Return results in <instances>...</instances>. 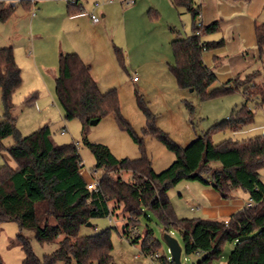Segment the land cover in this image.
Instances as JSON below:
<instances>
[{
    "label": "trees",
    "instance_id": "obj_1",
    "mask_svg": "<svg viewBox=\"0 0 264 264\" xmlns=\"http://www.w3.org/2000/svg\"><path fill=\"white\" fill-rule=\"evenodd\" d=\"M170 1L175 7L190 12L193 19L191 32L186 36L170 27L174 34L170 41L174 60L169 68L177 85L192 88L201 100L241 90L244 98L254 97L264 103V81L258 80L261 73L257 68L212 88L217 77L205 65L202 55L205 50L222 45L223 41H205L203 36L219 30V23L214 20L202 24L199 5L193 0ZM13 11L14 5L0 2V20L7 19ZM153 14L157 17L156 13ZM254 33L258 59L264 63V19L255 23ZM114 51L123 61L122 49L115 47ZM21 80V69L15 62L13 48H0L3 105L0 149L2 140L13 136V143L6 150L16 161L15 168L6 163L0 165V222L13 221L19 226L16 241L23 252L20 264H115L111 255L110 229L81 235L80 226L93 218L112 214L125 219L122 232L128 236V228L135 225L139 214L150 219L148 212L157 217L163 232L173 229L181 234L182 253H198L195 264H212V260L221 255L223 244L234 241L225 264H264V182L259 173L264 165V134L240 142L225 139L215 144L212 141L216 132L238 131L253 122L254 113L246 103L216 121L185 147L157 128L153 115L143 107L146 116L144 131L154 134L175 154L170 165L159 172L152 168L144 152L137 158H117L105 144L84 138L95 158L94 170L103 171L98 185L89 188V181L81 173V158L75 144L54 143L48 125L26 136L17 131L12 96ZM55 91L65 119L78 118L86 125L91 119L112 113L141 144V139L121 114L115 89L102 92L89 66L76 53L59 56ZM185 104L192 117L194 106L189 101ZM216 162L218 166L213 165ZM122 171L128 173L130 179L125 180ZM183 180L210 184L222 197L241 188L255 205L232 213L227 224L224 220L201 217L179 218L167 191ZM22 228H32L38 242L56 241L58 247L39 257L30 238L21 232ZM141 238L145 253L157 251L149 230L143 237L138 235L129 240L138 242ZM167 256H160L159 260L163 264H173ZM0 264H4L1 257Z\"/></svg>",
    "mask_w": 264,
    "mask_h": 264
},
{
    "label": "rangeland",
    "instance_id": "obj_2",
    "mask_svg": "<svg viewBox=\"0 0 264 264\" xmlns=\"http://www.w3.org/2000/svg\"><path fill=\"white\" fill-rule=\"evenodd\" d=\"M25 3L26 0L16 1L13 13L7 19L0 20V48L12 47L15 61L21 69V84L12 96L15 127L22 136H26L48 125L54 143L75 144L81 158V173L86 180L100 179L103 171L97 169L94 173L95 158L84 143V138L90 142L105 144L117 158H137L144 152L156 172L169 166L175 159V154L163 141L144 131L146 116L143 107L153 115L154 125L181 147L187 146L198 134L207 131L216 121L227 117L233 109L244 103L254 113L253 122L238 131L214 133L213 143L217 144L225 139L240 142L264 134V103L256 98L246 99L241 90H235L220 97L201 100L195 91L177 85L169 68L174 60L170 44L174 34L170 27L181 36H186L191 32V24L188 11L183 7H175L170 0H135L130 4L115 0L110 3L114 7L110 23L106 24L100 34L94 35V31L90 29L81 30L86 32L83 33L85 36L82 34L86 39L93 38L91 44L86 46L92 49L94 61L89 64L92 65L93 77L99 89L102 92L115 89L121 114L141 139V144L112 113L103 115L96 124L89 122L83 125L78 118L65 119L55 91V77L59 69V52H64L63 30L66 27L65 31L70 33L71 25L61 23L59 16L53 14L66 8L67 2L48 0L45 5L38 1L35 4L37 15L33 18L31 9ZM87 3L90 4V1ZM4 4L9 5L8 2ZM113 44L122 49L123 61L116 55ZM107 46L111 47L109 53ZM256 68L261 73L258 80L264 81V63L258 56L249 71ZM133 76L138 80H133ZM218 84L216 82L212 88ZM186 101L194 106L192 117ZM2 119L0 91V120ZM63 128L66 130L61 134ZM13 140V136L2 140L0 165L6 163L16 167V161L6 150ZM213 165L218 166V163ZM260 173L264 180V165ZM123 178L128 180L130 175L123 174ZM188 194V189L182 190L178 183L167 191L179 218H192L199 214ZM148 214L150 219L141 213L137 222L134 219L132 224L135 223L141 237L146 231H151L156 242L155 250L161 256L170 255L162 239V226L153 213ZM112 218L111 224L108 216L93 218L88 221L89 225L87 222L80 226L79 233L93 235L108 228L112 243L111 255L115 264H156L159 259L153 260L151 253H145L142 249V238L138 242H131L129 236L123 234L122 224L125 219L115 216ZM24 231L34 233L32 228H25ZM167 233L182 244L178 231L172 229ZM32 243L35 253L41 257L58 247L56 241L41 243L33 239ZM234 244L235 241L225 242L221 255L213 259L212 264H225ZM198 258L196 253L181 255L182 261L187 264H195Z\"/></svg>",
    "mask_w": 264,
    "mask_h": 264
},
{
    "label": "crops",
    "instance_id": "obj_3",
    "mask_svg": "<svg viewBox=\"0 0 264 264\" xmlns=\"http://www.w3.org/2000/svg\"><path fill=\"white\" fill-rule=\"evenodd\" d=\"M31 1L26 0L28 4L26 6L31 11L33 8L35 9V15L31 16L33 18L37 15L35 4L38 1L45 4L48 0H34L33 3ZM88 1H90V4L87 3ZM193 1L199 5V19L202 24L207 25L214 20H217L219 23V30L204 35L203 40H222L223 44L211 50H205L202 55L205 65L214 71L217 77V83H224L235 75H242L248 72L255 64V59L258 56L254 25L256 22L264 19V0ZM94 2L95 0H79L76 4L67 3L66 8L59 9L53 14L54 16L55 14L59 16L61 23L71 25L70 33L65 31L66 27L63 30L64 39L62 38V43L64 52L60 50L59 56L63 53H76L89 66L92 77V65L89 63H93L92 61L94 59L91 54L92 49L88 45L86 46V44L90 45L93 38L86 39L83 34H86V32H82L81 30L90 29L94 31V35L96 33L100 34L106 24L110 23L114 9L110 4L112 2H103L98 6H95ZM95 7L98 8L96 9ZM86 11H93L97 14L100 18L99 22L93 23L86 14ZM188 14L192 27V15L190 12ZM75 32L76 36L74 37ZM71 33L73 36H71ZM98 39H100V36ZM113 47L115 48L116 45L113 44ZM110 50L111 47L108 48L107 46V53ZM178 184H180L182 190L188 189V198L196 205V213L199 212L198 216L195 217L226 220L232 213L247 206L249 199L248 193L241 188L235 189L227 197H222L210 184H204L197 180H183ZM19 230L16 222H0V257L4 264L21 263L23 252L16 241V235ZM24 230L25 228H22L21 232L30 238L33 250L35 251L34 244L32 243V240H35L34 233Z\"/></svg>",
    "mask_w": 264,
    "mask_h": 264
},
{
    "label": "built area",
    "instance_id": "obj_4",
    "mask_svg": "<svg viewBox=\"0 0 264 264\" xmlns=\"http://www.w3.org/2000/svg\"><path fill=\"white\" fill-rule=\"evenodd\" d=\"M18 1V0H0V2H8L10 5H14V3ZM34 0L31 1V3H33ZM69 4H76L79 0H63ZM115 0H95L94 4L95 6H98L100 3H103V2H113ZM122 2L124 3H127V4H130V3H134L135 0H122ZM86 14L89 16L90 20L93 22V23H97L99 22V16L97 14H95L93 11H86ZM35 15V9L33 8L32 11H31V16H34ZM133 80H136L137 77L136 76H133L132 77ZM65 128H63L61 130V134H64L65 133ZM96 172V170H94V173ZM98 182H99V179H93V181H89L88 183V187L89 188H95L97 185H98ZM255 205V202L249 197L248 201H247V206H254ZM112 214H109L108 215V219H109V223L111 224L113 222V218H112ZM225 224L228 223L227 219L224 220ZM128 236L129 238H133V237H136L139 234V229L135 226V225H132L131 227L128 228ZM198 255V253H197ZM160 254L158 253V251L156 252H153L150 254V257L154 260V259H159L160 258ZM167 260H171V257L170 255L167 256ZM156 264H163L162 261L158 260L156 262Z\"/></svg>",
    "mask_w": 264,
    "mask_h": 264
},
{
    "label": "water",
    "instance_id": "obj_5",
    "mask_svg": "<svg viewBox=\"0 0 264 264\" xmlns=\"http://www.w3.org/2000/svg\"><path fill=\"white\" fill-rule=\"evenodd\" d=\"M190 91H192V88H189ZM99 121V118H94L90 120L91 124H96ZM90 222H88V225ZM162 239L164 243L167 245L170 257L173 262V264H187L186 262H183L181 260V254H182V246L178 242V240L171 235H169L167 232L162 233Z\"/></svg>",
    "mask_w": 264,
    "mask_h": 264
}]
</instances>
